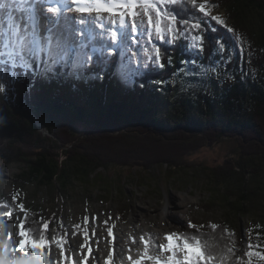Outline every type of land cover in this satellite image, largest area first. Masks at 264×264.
Segmentation results:
<instances>
[{
  "label": "trees",
  "instance_id": "16d2710c",
  "mask_svg": "<svg viewBox=\"0 0 264 264\" xmlns=\"http://www.w3.org/2000/svg\"><path fill=\"white\" fill-rule=\"evenodd\" d=\"M155 1L163 15L157 38L144 32L147 41L136 35L100 52L85 47L87 70L71 69L63 55L38 57L34 47H23L37 73L33 97L12 104L0 89V161L21 167L16 186L35 185L55 199L69 197L76 181L124 197L121 173L135 167L159 192L163 183L202 181L210 206L225 208V220L208 233L180 235L200 240L212 264H248L249 257L235 256L244 244L236 218H258L255 245L264 243V0ZM139 52L147 53L144 65L136 63ZM157 52L162 67L155 65ZM222 142L234 147L219 165L190 162ZM27 208L34 238L46 232L45 223L60 232Z\"/></svg>",
  "mask_w": 264,
  "mask_h": 264
},
{
  "label": "rangeland",
  "instance_id": "374dc122",
  "mask_svg": "<svg viewBox=\"0 0 264 264\" xmlns=\"http://www.w3.org/2000/svg\"><path fill=\"white\" fill-rule=\"evenodd\" d=\"M154 4L160 10L159 4L157 2ZM18 9H20L19 5L12 3L10 11ZM24 11L26 10L24 9ZM217 14L213 12V15ZM67 17L66 19H68ZM0 20L4 24L1 13ZM21 20L25 23L22 15ZM92 21V27L93 25L97 27L94 31L92 30L95 33V36L93 35L95 38L89 30L87 38L89 39V35L91 36L97 49L101 47L115 48L126 36L140 35L144 41H147L141 35L144 32L150 34L153 39L157 38L154 28H148L147 20L141 15H138L135 21L132 19L122 21L119 17L104 15L102 11L100 14H96ZM11 28L6 31L10 46L2 45L1 51L4 50V54L7 56L12 54L14 59L0 60V89L3 90L10 103L18 104L23 100L32 99L34 80L37 76L36 71L25 58L23 49L20 47V40L24 37L23 43L28 44L29 40L35 36L31 33L28 25L16 27L19 39L16 42V48H14L15 35H12V31H14L12 30L10 32L12 37L10 36ZM67 29L61 28L60 31L69 35L68 32L72 27ZM21 31L23 34L20 33ZM25 34H28L29 38ZM61 37L63 34L55 39L52 47V54L55 52L53 56L65 55L70 50L66 46L69 45L66 42L70 39L67 36L65 39ZM79 41L83 40L79 39ZM73 42L78 41L74 38ZM34 46L36 45L34 44ZM136 49L138 48L136 47ZM138 55L141 58H138L136 63L144 65L146 62L145 54L139 52ZM78 56L84 59L87 54L84 52ZM87 59L86 63L89 62ZM131 62L126 70L132 69L134 60ZM76 65L77 69L84 70L81 64ZM79 129L81 126H78ZM43 130L42 128L40 131ZM233 147L230 142L214 144L190 156L189 160L193 163L216 166L221 161L223 162V156L229 154ZM139 169L136 167L130 171L125 169L121 173L125 178L123 186L125 199L119 191H112L111 196L106 197V192L102 188H86L78 181L68 187L69 197L65 196V199L57 197L55 199L54 196L50 197L45 189H37L35 185L16 186L14 177L21 172V167L18 164L4 166L0 161V207L5 206L0 208V233L4 227L18 225L21 221L25 224V230L29 232L30 230L26 226L28 225L26 213L27 207L31 205L38 210L39 217H44L47 221L51 220L53 224L57 223L55 225L60 230L57 233L50 227L44 232L48 247L43 251L49 257L51 264H104L109 251L113 253L111 264H116L117 255L123 256L126 251L133 247L143 251L144 244L141 243V240L147 243L149 249L154 240L161 242L154 244V247L165 243L163 237L166 234L186 233L195 229L199 230L200 233H208L210 229L215 228L225 220L226 211L221 204L215 203L210 206V193L204 187V182H193L191 185L182 188H174L172 186L174 183L171 181L169 185L161 184V192H159L156 190L155 183L149 182L146 173ZM142 176L146 177L145 181L141 178ZM136 177L139 178L136 180ZM21 204L24 206L23 213L20 212L19 208ZM4 209H6L5 212L11 211L13 216H3ZM233 217H229V219L235 224L236 221L239 222L244 238L241 249L235 252L237 259L246 261L248 258L246 253L253 249H256L260 255H264V243L255 245L256 241L260 239L258 234L259 219L240 215L236 221H233L235 219ZM85 218L88 219L87 223H85ZM190 224L195 225V227H189ZM50 225L52 226V224ZM108 228L113 230L111 237L108 236ZM85 235H87V240H85ZM8 236H6V240ZM54 238L62 241L65 253L63 258L59 256L60 249L56 247ZM8 243L10 244V240ZM80 245H86V247H80ZM8 254L3 250L0 251V257L4 259L8 258ZM16 254V256L20 255L19 253ZM126 256L129 257V254L127 253ZM84 257H87L86 261ZM250 259L253 262L260 260L256 256ZM230 263L235 264L234 262Z\"/></svg>",
  "mask_w": 264,
  "mask_h": 264
},
{
  "label": "snow or ice",
  "instance_id": "6c2138e0",
  "mask_svg": "<svg viewBox=\"0 0 264 264\" xmlns=\"http://www.w3.org/2000/svg\"><path fill=\"white\" fill-rule=\"evenodd\" d=\"M103 11L104 15L119 17L122 21L125 19H132L135 21L138 15L143 16L147 20L149 28H154L157 34H160L162 29L163 15L159 9L152 3V0H123L121 3H113L111 6H103V8L97 9H76V11L81 13L87 12H100ZM50 11H55V9H50ZM153 13H155L156 19L153 21ZM169 31H172L171 26L175 23L171 17L168 21ZM147 56V53L145 54ZM156 57L155 65L157 67H162L163 62L160 59L159 53H153ZM149 61L151 57H148ZM126 67L125 65H121ZM147 65H145L146 67ZM129 73L123 76L125 80H129ZM130 82V81H129ZM143 87V85H141ZM20 212H24V206L21 204L19 206ZM3 216L12 217L13 213L11 211L3 212ZM88 219L85 218V223ZM18 241L9 244L8 240H13V236L9 235L7 240H0V248L3 252L9 253L7 259L0 257L2 264H51L48 256L44 254L43 249L48 247V241L44 231L42 230L38 238H34L28 231L25 230V224L23 221L19 222L18 225ZM49 225L45 223L43 225L44 229H48ZM189 227L194 228L195 225H189ZM113 235L112 228H108V236ZM85 240H87V235H85ZM165 243L159 245V251L161 253L168 254L166 258L162 261L158 256H150L148 253V245L145 241L141 240L144 244V250L140 254L139 258L134 259L132 256L128 257L129 264H145V261H150L151 264H212L213 257L205 254L204 248L198 239H185L178 233H169L163 237ZM54 242L57 248L60 249L59 256L64 257L65 253L62 247V241L60 239H55ZM80 247H86V245H80ZM251 247V245H249ZM10 250V252H9ZM19 253L18 257L14 254ZM246 255L251 258L253 256L258 257L260 260H264V255L260 253L248 251ZM87 260V257H84ZM113 260V253L109 251L107 253V259L104 264H111ZM248 264H251L249 260Z\"/></svg>",
  "mask_w": 264,
  "mask_h": 264
},
{
  "label": "bare ground",
  "instance_id": "6f19581e",
  "mask_svg": "<svg viewBox=\"0 0 264 264\" xmlns=\"http://www.w3.org/2000/svg\"><path fill=\"white\" fill-rule=\"evenodd\" d=\"M11 2L19 5L20 9L15 10V11H10V8L12 6ZM114 2L115 3H121V2H123V0H77V2H75L74 0H64V4L68 3V6L63 5V7L67 10L66 16H68L67 17L68 19H66V16L61 17V16H58V14L56 12L50 11V6L45 1L43 2L42 0H37L36 2H35V0H0V7H2L0 9V13L2 15V18L4 19V24L2 23L3 21L0 20V41H1L0 42V60L12 59L14 57V56H12V54L11 55L9 54L10 56L5 55L4 50L1 51L2 45L10 46L9 45L10 40L8 38L9 36L7 35L8 32H6L8 30V28L16 27L17 25H19V27L29 25L27 21L31 19L30 18L32 16L31 10L35 9L37 6L40 7V5H43L44 7H49L50 14L54 17V21H52L50 23L45 14H41L40 10L36 11V14L41 19V23L38 19V24H36L34 26L37 29V32L41 34L40 39L44 40V39H47V36H50L51 38H53L52 41H54V39H56V37L63 34L64 38L63 37H61V38L65 39V37L67 36L68 39L73 41L74 38H78V37L83 38L85 36V32L82 29H84V28L88 29L90 31V33L92 34V36L93 35L95 36V33L93 31L97 28L96 26L93 25V27H92V25H91L93 23L92 20L94 19V17L97 14L96 12L81 13V12L76 11V9H81V8L97 9V8H101V6L104 4H109L111 6ZM38 3H40V4L36 5ZM24 9L26 11H24ZM7 12H9V14H7ZM101 12H102V10L98 13L100 14ZM20 14L24 18L25 23L22 22ZM24 15H25V17H24ZM16 21H18V22H16ZM67 25H71L70 27H72V29H74L76 27H80L81 31L74 32L72 29H70V27H67L68 29L71 30V31L69 30V32H68L69 35L66 34L64 31H60L61 28H65V30H66ZM6 28H7V30L5 31ZM99 40H100V38L98 39V42H99ZM49 53H52V49H49ZM17 233H18L17 225H10V226L4 227L0 233V240H6V236L12 235L13 240H10V244H12V243L18 241ZM157 242L161 243L160 241L154 240L148 249V253L150 256H158L163 261L166 258L167 254L161 253L159 251V246L154 247V244H157ZM0 251H2V248H0ZM142 252L143 251L141 249L133 247V248L129 249L128 251H126L123 256L117 255L116 264H129L128 257L126 256L127 253L129 254V256H132L134 259H136V258L140 257V254ZM16 255L17 254H15L14 256H16ZM16 257H18V256H16ZM0 264H2V261H0ZM145 264H151V262L145 261Z\"/></svg>",
  "mask_w": 264,
  "mask_h": 264
},
{
  "label": "water",
  "instance_id": "95a60500",
  "mask_svg": "<svg viewBox=\"0 0 264 264\" xmlns=\"http://www.w3.org/2000/svg\"><path fill=\"white\" fill-rule=\"evenodd\" d=\"M36 124L40 130L43 128V126L38 121H36Z\"/></svg>",
  "mask_w": 264,
  "mask_h": 264
}]
</instances>
